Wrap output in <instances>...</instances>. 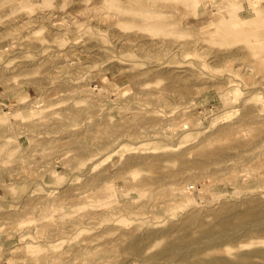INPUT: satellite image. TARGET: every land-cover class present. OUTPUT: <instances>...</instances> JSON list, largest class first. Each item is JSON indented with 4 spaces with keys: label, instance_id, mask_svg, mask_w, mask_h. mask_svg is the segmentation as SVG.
<instances>
[{
    "label": "rangeland",
    "instance_id": "374dc122",
    "mask_svg": "<svg viewBox=\"0 0 264 264\" xmlns=\"http://www.w3.org/2000/svg\"><path fill=\"white\" fill-rule=\"evenodd\" d=\"M0 264H264V0H0Z\"/></svg>",
    "mask_w": 264,
    "mask_h": 264
},
{
    "label": "bare ground",
    "instance_id": "6f19581e",
    "mask_svg": "<svg viewBox=\"0 0 264 264\" xmlns=\"http://www.w3.org/2000/svg\"><path fill=\"white\" fill-rule=\"evenodd\" d=\"M258 40V39H257Z\"/></svg>",
    "mask_w": 264,
    "mask_h": 264
}]
</instances>
